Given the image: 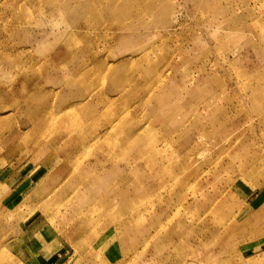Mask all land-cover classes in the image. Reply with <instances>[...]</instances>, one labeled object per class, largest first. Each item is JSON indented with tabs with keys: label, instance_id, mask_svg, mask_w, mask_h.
Wrapping results in <instances>:
<instances>
[{
	"label": "rangeland",
	"instance_id": "1",
	"mask_svg": "<svg viewBox=\"0 0 264 264\" xmlns=\"http://www.w3.org/2000/svg\"><path fill=\"white\" fill-rule=\"evenodd\" d=\"M0 264H264V0H0Z\"/></svg>",
	"mask_w": 264,
	"mask_h": 264
},
{
	"label": "bare ground",
	"instance_id": "2",
	"mask_svg": "<svg viewBox=\"0 0 264 264\" xmlns=\"http://www.w3.org/2000/svg\"><path fill=\"white\" fill-rule=\"evenodd\" d=\"M97 181H100L99 179H97Z\"/></svg>",
	"mask_w": 264,
	"mask_h": 264
}]
</instances>
